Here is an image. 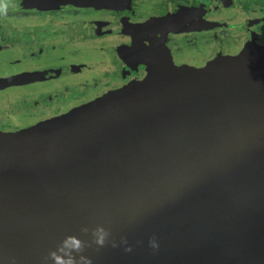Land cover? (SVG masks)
I'll return each mask as SVG.
<instances>
[{"label":"water","instance_id":"obj_1","mask_svg":"<svg viewBox=\"0 0 264 264\" xmlns=\"http://www.w3.org/2000/svg\"><path fill=\"white\" fill-rule=\"evenodd\" d=\"M191 73L0 137V264L97 226L93 264H264V49Z\"/></svg>","mask_w":264,"mask_h":264},{"label":"flooded vegetation","instance_id":"obj_2","mask_svg":"<svg viewBox=\"0 0 264 264\" xmlns=\"http://www.w3.org/2000/svg\"><path fill=\"white\" fill-rule=\"evenodd\" d=\"M94 1V0H93ZM264 49V0H101L0 15V137ZM2 105L5 106L2 109Z\"/></svg>","mask_w":264,"mask_h":264},{"label":"clouds","instance_id":"obj_3","mask_svg":"<svg viewBox=\"0 0 264 264\" xmlns=\"http://www.w3.org/2000/svg\"><path fill=\"white\" fill-rule=\"evenodd\" d=\"M8 3L9 0H0V15L7 14ZM80 231L83 235L90 234L91 240H83L77 235L66 236L56 249L50 251L48 256L45 257V264L48 261H51L52 264H93L91 258L84 255V253L93 245L96 246L97 250L107 246L111 233L103 226L91 229L84 227ZM122 242L127 244V239H124ZM112 246L116 247L117 245L113 242ZM149 246L153 249H158L159 245L155 237L150 239ZM131 250V248L126 249V251Z\"/></svg>","mask_w":264,"mask_h":264},{"label":"rangeland","instance_id":"obj_4","mask_svg":"<svg viewBox=\"0 0 264 264\" xmlns=\"http://www.w3.org/2000/svg\"><path fill=\"white\" fill-rule=\"evenodd\" d=\"M2 109H4L5 108V106L4 105H2V107H1Z\"/></svg>","mask_w":264,"mask_h":264}]
</instances>
